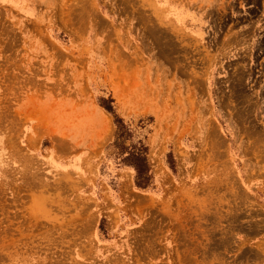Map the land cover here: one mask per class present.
<instances>
[{"label": "rangeland", "instance_id": "rangeland-1", "mask_svg": "<svg viewBox=\"0 0 264 264\" xmlns=\"http://www.w3.org/2000/svg\"><path fill=\"white\" fill-rule=\"evenodd\" d=\"M0 264H264V0H0Z\"/></svg>", "mask_w": 264, "mask_h": 264}, {"label": "trees", "instance_id": "trees-1", "mask_svg": "<svg viewBox=\"0 0 264 264\" xmlns=\"http://www.w3.org/2000/svg\"><path fill=\"white\" fill-rule=\"evenodd\" d=\"M138 174H139V172H138ZM136 185L141 187V185H142V184H141V181H140V180H137V181H136Z\"/></svg>", "mask_w": 264, "mask_h": 264}]
</instances>
